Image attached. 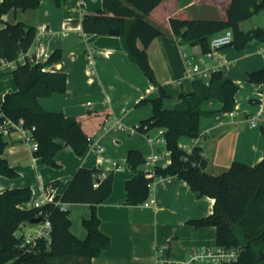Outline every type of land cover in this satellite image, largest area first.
Masks as SVG:
<instances>
[{"label":"crops","instance_id":"1","mask_svg":"<svg viewBox=\"0 0 264 264\" xmlns=\"http://www.w3.org/2000/svg\"><path fill=\"white\" fill-rule=\"evenodd\" d=\"M261 1H242L249 18L264 13V9L256 11ZM179 9L195 19L221 18L216 5L199 4L195 0H165L148 17L152 24L163 29V35L153 40L147 49L158 85H153L139 66L130 62L118 35L84 32V16L102 11L103 0H66L62 5L55 0H44L37 9L11 10L3 16L0 29L5 23L19 21L37 29L34 44L26 54H21L19 61L33 57L35 62L44 63L47 61L46 52L51 54L61 50L63 59L45 70L66 74L67 90L41 98L39 104L47 111L77 118L87 135L98 139L94 148L100 152L87 149L79 156L71 146L58 140L63 147L56 156L57 167H51L36 156L24 141L23 134L15 131L4 137L3 158L16 169L18 176L13 179L0 175V194L8 189L29 187L31 200L20 206L29 209L53 182H57L55 195L61 196L79 168L101 169L100 159L103 164L109 160L122 163L133 149L140 151L145 158L154 153L160 154L157 166L163 169L169 166L172 161L166 145L151 146L146 135L109 132L98 138V133L107 118L117 117L127 127L151 118L154 112L151 103L140 102L157 98L159 86L167 94L164 108L168 110L181 101V94L192 91V81L185 77L184 44L175 39L167 23L169 15ZM246 21L239 24L242 31L258 27L264 29V23H256L253 29L245 30L242 25ZM259 45V41L253 40L246 49H237L232 44L216 52V58L225 63L221 68L223 77L239 88L234 110L201 118L198 138H179L178 146L187 153H191L195 146L201 148V155L207 162L206 172L210 175H221L234 162L254 166L264 159L263 126L253 127L250 124L251 117L264 112V85L249 79V74L264 69ZM185 46L191 55L200 56V48ZM13 67V64L4 61L0 45V105L6 94L17 90L12 76ZM221 107L218 100L210 99L204 104L207 111ZM148 134L154 136L156 131ZM136 174L130 168L114 172L112 193L96 207L100 230L110 237L111 244L93 258L91 264H161L159 261L169 264L186 259L205 245H216L215 227H195L191 223L212 215L214 199L194 192L176 176H167L157 182L152 192L155 206H129L125 184ZM66 207L70 211L71 232L77 238L85 239L87 231L82 220L91 216L90 206L66 204ZM155 245L163 247V252H156Z\"/></svg>","mask_w":264,"mask_h":264},{"label":"trees","instance_id":"2","mask_svg":"<svg viewBox=\"0 0 264 264\" xmlns=\"http://www.w3.org/2000/svg\"><path fill=\"white\" fill-rule=\"evenodd\" d=\"M44 0H3L0 3V22L11 10L28 11L37 9ZM66 0H55L58 5ZM165 0H103V10L93 15H85L82 28L85 33L110 35L111 28H117L123 48L129 60L142 70L153 85H158L149 63L147 49L156 38L163 35V29L152 24L148 17L156 12ZM199 4L209 3L218 7L221 18L218 20L195 19L186 11L179 9L167 19L168 27L176 40L190 47H198L207 52L213 36L231 29L233 45L246 49L253 41L264 42V29L255 28L242 31L239 24L249 19L250 14L242 7L243 0H195ZM264 9V0L256 6V11ZM37 37V29L24 22L5 23L0 29V45L3 59L13 64L12 76L17 90L8 93L0 105V125L10 120L24 121L25 127H36L34 137L39 144L35 153L42 162L57 167L56 156L62 149V140L71 146L79 156L88 148L89 136L75 117H66L62 112L47 111L39 104V99L53 94L65 93L67 76L63 73L46 71L62 58L61 50H55L44 63L25 58L20 63L21 54H26ZM139 43L141 46H139ZM255 84L264 85V69L249 74ZM207 85L203 80L192 82V91L181 94V101L171 110L164 108L167 94L162 87L155 99L142 100L151 103L153 115L139 122L138 131L149 133L161 128L165 130L166 149L170 152L171 163L165 169L158 167L160 177L176 176L185 181L191 189L201 196L214 199L213 213L202 220L191 221L195 227L213 226L216 228V245L241 250L237 263L264 264V159L250 166L240 162L232 163L229 170L218 176L206 172V160L201 148L195 146L191 153L180 148L182 136L198 138L200 120L217 113H231L235 106L238 85L215 73ZM218 100L219 110L207 111L204 104ZM146 128V130H145ZM264 137V126L262 127ZM6 146L0 135V175L9 178L18 176L16 169L3 158ZM144 155L138 150H130L127 162L136 176L125 184L127 204H143L150 195L147 179L141 170L145 163ZM98 168H79L67 188L56 199L65 204H86L91 208V216L82 220L87 231L85 239L77 238L71 232L70 211L54 204L45 205L42 210L48 213L52 223L51 243L41 240L35 251L25 255L17 246L20 238L16 236L21 224L30 223L39 210L20 208L31 200L29 187L8 189L0 194V264H91L110 247V237L100 230V219L96 207L107 200L113 190L114 175L99 179ZM49 186L54 188L57 182Z\"/></svg>","mask_w":264,"mask_h":264},{"label":"built area","instance_id":"3","mask_svg":"<svg viewBox=\"0 0 264 264\" xmlns=\"http://www.w3.org/2000/svg\"><path fill=\"white\" fill-rule=\"evenodd\" d=\"M234 35L231 29H227L220 34L213 36L210 40L209 50L207 52L200 51V56H193L190 54L188 48L184 45L183 47V57L185 60L186 73L185 77L190 79L192 82L197 79L203 80L207 85L211 81L213 74L221 72V68L225 65L222 60L216 58V52L222 48L228 47L233 44ZM259 52L264 60V42H260ZM50 53L46 52L44 54L47 60L50 58ZM31 61H35L33 57H29ZM26 59L20 61V63H25ZM181 83V81H179ZM24 121L20 120L18 123L12 122L10 120L4 121L0 125V135L3 137L9 136L15 131H19L23 134L24 141L30 145V148L33 152H37L39 149V144L34 137L36 127H25ZM250 124L253 127L264 126V112L251 117ZM138 124L134 126L127 127L121 119L117 117L107 118L101 126V130L98 133V138L103 137L109 132H127L129 135L143 134L146 135L147 141L151 146L155 145H166L165 130L158 128L155 129L156 134L151 136L147 133H140L138 131ZM146 130V128H145ZM97 138L89 137L88 138V151L93 150L100 152L94 147L97 146ZM95 151V152H96ZM160 154L154 153L148 156L145 159V163L142 165L141 170L143 171L145 177L149 179L148 188L150 191L149 198L143 203L145 206L151 207L155 206V200L152 197V192L155 189V186L162 177L158 176L156 169L158 168L157 164L160 161ZM101 169L98 178L105 179L110 174H114L117 171H124L128 168V162L125 158L122 163L115 161H107L106 164H103L102 159H100ZM55 188L53 186H47L45 191L42 192L39 199L32 202V207H26L22 209L39 210L36 218H42L41 223L31 224L24 223L21 224L16 236L20 238V243L17 248L22 251L25 255L26 253H31L35 251L38 243L41 240H45L47 244L51 243L52 235V223L48 218V213H44L42 208L47 204H54L55 206L66 209V204L56 199ZM156 252H163L164 248L158 245L154 246ZM241 250L238 248H226L219 245L215 246H204L201 249L191 253L186 259L182 261H177L169 264H231L237 263L239 260ZM161 264H164V261H159ZM168 263V262H167Z\"/></svg>","mask_w":264,"mask_h":264},{"label":"rangeland","instance_id":"4","mask_svg":"<svg viewBox=\"0 0 264 264\" xmlns=\"http://www.w3.org/2000/svg\"><path fill=\"white\" fill-rule=\"evenodd\" d=\"M256 23H264V13L252 16L242 25V27L245 30L253 29V27L257 25ZM186 84L189 85L190 83L186 81Z\"/></svg>","mask_w":264,"mask_h":264},{"label":"water","instance_id":"5","mask_svg":"<svg viewBox=\"0 0 264 264\" xmlns=\"http://www.w3.org/2000/svg\"><path fill=\"white\" fill-rule=\"evenodd\" d=\"M118 33H119V31H118L117 28H111L110 34H112V35H118ZM41 221H42V218L41 217L40 218L34 217V218H32L30 220V223L31 224H39V223H41Z\"/></svg>","mask_w":264,"mask_h":264}]
</instances>
